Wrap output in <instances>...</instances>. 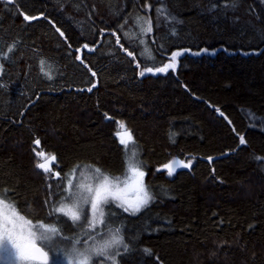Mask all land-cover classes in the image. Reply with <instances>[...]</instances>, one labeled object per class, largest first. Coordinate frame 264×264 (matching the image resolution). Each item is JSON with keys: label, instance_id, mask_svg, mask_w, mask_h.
Here are the masks:
<instances>
[{"label": "trees", "instance_id": "16d2710c", "mask_svg": "<svg viewBox=\"0 0 264 264\" xmlns=\"http://www.w3.org/2000/svg\"><path fill=\"white\" fill-rule=\"evenodd\" d=\"M130 147L153 198L112 202L116 264H264V0H0V198L83 239L57 185Z\"/></svg>", "mask_w": 264, "mask_h": 264}, {"label": "snow or ice", "instance_id": "6c2138e0", "mask_svg": "<svg viewBox=\"0 0 264 264\" xmlns=\"http://www.w3.org/2000/svg\"><path fill=\"white\" fill-rule=\"evenodd\" d=\"M25 19H34V17H25ZM151 23L149 22V27L147 29L148 32H151ZM87 48V45L84 46ZM131 55V53H129ZM179 55V53H173L172 59L175 60V57ZM43 63V62H41ZM174 67V64L165 65L164 68L156 69V71L163 72L167 71L168 68ZM147 72H152L153 69L148 68L146 69ZM144 72H141V75H144ZM51 79V76H49ZM121 129H124L121 132H118L117 135L120 136V143L124 144L126 149L130 142H133L132 134L129 130H126L123 123L120 125ZM38 145L40 143L39 140L35 141ZM241 143H244L243 138H241ZM40 157H45V153L39 152L37 153ZM137 156L136 152L131 153V158L134 160L135 163H141L138 160H135ZM56 157L49 156L45 157V162L38 163L37 167L39 169H43L46 172H50L51 169L48 166L50 161H55ZM181 164L183 162H180ZM79 166H77L78 168ZM169 170V175H171L174 171L172 167V163H169L164 166ZM97 173L100 172V169H95ZM130 171L133 173L134 182L138 187V191L142 192V196H138L137 203L135 204L133 211H139L141 206L147 205L151 200L152 196L150 193L145 189L143 185V176L144 173L139 170L138 167H132L130 165ZM77 169L74 168L71 174L66 173L65 176L61 179L60 184L57 187L64 188L63 200L61 201V206L54 209L53 214L61 213L64 215L69 216L74 223L80 222L83 220V223H79L78 226L83 228L84 224H88V228L84 229L83 237L84 239L81 240L79 237H66L60 236V229L55 227V225H38V228H43L46 231H50L53 234L59 236L62 242H69L75 245H87L89 240H92L94 243L96 241V237L99 236V225H104L106 227L107 222L103 219L104 213L102 210L99 211L100 219H93L92 222H89L87 213L84 211L82 207L77 204L79 211L74 210L71 206H65L64 201H73L77 197V193L79 192L80 185L78 180L74 182L76 177ZM57 177L60 176V173H55ZM67 181V187H64V182ZM88 192L92 193L93 189L88 188ZM8 192L5 190L3 193H0V196L7 197ZM116 194L111 192L107 187V178H105V183L101 184L99 187L95 189L94 196H89L85 203H90L91 207L94 211L99 210V205L101 203H107L108 196H115ZM47 203V201H46ZM4 207H11V211H4ZM126 211L128 209H125ZM17 218L23 219L19 217V213L15 211L14 206L6 205L5 200H0V255L5 257V262L3 264H48L49 256L48 252L44 251V248H48L51 252L60 251L58 248H55L52 244L48 243V238L44 235H41L39 238L35 236V233L31 230L25 235L22 230H18L17 226ZM31 223L30 221L28 222ZM117 233L120 231L119 229L116 230ZM39 241V243H38ZM123 243L122 237L117 235H113L110 241H106L104 244L100 245L99 247H92L88 254L81 253L83 259L79 261V264H89L91 257L93 255H104L105 249L111 247L113 244H120ZM40 245H43L41 247ZM126 248V245H125ZM107 259L112 261V264H116L115 256L106 257ZM51 264H60L59 258L56 256L52 257Z\"/></svg>", "mask_w": 264, "mask_h": 264}, {"label": "rangeland", "instance_id": "374dc122", "mask_svg": "<svg viewBox=\"0 0 264 264\" xmlns=\"http://www.w3.org/2000/svg\"><path fill=\"white\" fill-rule=\"evenodd\" d=\"M142 29L144 30V25L142 26ZM148 29V24L145 28V30ZM134 32L137 30H140V25L136 23L135 28L133 29ZM144 39L142 38V41ZM144 52V51H143ZM145 56L148 58H152L149 52L147 50L144 52ZM120 123L117 124V128L119 132L123 131L124 129H121ZM132 143V142H130ZM130 143L128 145H130ZM134 148V147H133ZM134 151V149H131L130 151L128 150V158L132 160L128 165L127 162L125 161L126 165V170L122 174H117V175H108L105 174L104 172H99L97 173L95 169L96 167L92 166H83L81 169H78L76 172V177L75 180H78L79 185L81 186L79 189V192L77 193V197L73 201H64L65 206H71L73 207L74 210L79 211V208L77 207V204H79L80 207L84 209V211L87 213L88 220L89 222H92L93 219H100L99 217V211L102 210L104 213L103 219L107 222L106 227L104 225H99L98 230H99V236L96 237L95 243L92 240L88 241L87 245H80L77 244L75 247H73L72 243L69 242H62L59 238V236L53 234L50 231H46L43 228H38V225H52L49 223L45 222H40V221H30L26 219L23 215H21L16 209L15 211L19 213V217H22L23 219L17 218V226L18 230H22L24 234L26 235L29 230L35 233V236L39 238L41 235H44L45 237L48 238L47 242L52 244L55 248H58L60 251L56 252H51L49 251L48 248H44L46 252H48L49 260L48 264H51V260L53 256H56L59 258L60 264H79V261L83 259V256L81 253L88 254L89 250L92 247H99L100 245L104 244L106 241H110L113 235H121V232L117 231L113 228H115L111 223L113 218V213L110 212V207H112V202H116L119 204L120 201H125L123 202L124 207L133 210L135 204L137 203V198L142 192L138 191V187L134 182V176L133 173L130 171V165L132 167H138L140 171L144 173V170L141 169L140 165L138 163H135L134 160L131 158V153ZM42 152V151H41ZM135 152V151H134ZM44 153V152H43ZM49 156V154H45V157ZM45 157H40L41 161ZM137 159V157H136ZM135 159V160H136ZM173 159V158H172ZM171 160V159H170ZM157 169L160 168V166L156 167ZM105 178H107V187L108 189L115 193V196H108L107 197V203H101L99 205V210L94 213L91 204L90 203H85V200L89 196H94L95 189L99 187L101 184L105 183ZM67 187V181H66V186ZM88 188H92L93 192L89 193ZM120 192V193H119ZM142 196V195H141ZM121 199V200H120ZM0 200H3L0 198ZM6 205L8 206H13L11 203L6 201ZM61 206V202L58 204L57 207ZM15 208V207H14ZM4 211H11V207H4ZM91 214V215H90ZM69 217V216H68ZM70 218V217H69ZM71 219V218H70ZM72 220V219H71ZM31 222L30 224L28 222ZM77 223H83V220ZM57 227V226H56ZM88 228V224L83 225V231L84 229ZM59 229V228H58ZM83 233V232H82ZM60 236H66V234L62 233L60 231ZM84 239V238H83ZM81 239V240H83ZM39 243V241H38ZM43 247V245H40ZM119 246V244H113L111 247H108L105 249L104 255H93L91 257V260H95L98 263H102L105 260H109L106 257L109 256H114L112 255L113 253L116 252V247ZM5 262V257L3 255H0V264H3ZM89 262V263H90ZM37 264H40V262H37Z\"/></svg>", "mask_w": 264, "mask_h": 264}, {"label": "water", "instance_id": "95a60500", "mask_svg": "<svg viewBox=\"0 0 264 264\" xmlns=\"http://www.w3.org/2000/svg\"><path fill=\"white\" fill-rule=\"evenodd\" d=\"M179 51H182V49L179 50ZM179 51H176V52H173V53H178ZM120 125H121V124H120ZM49 156H52V155H49ZM49 156H47V157H49ZM42 162H45V158L42 159L41 161H39L38 163H42ZM52 162H53V161H50V162H49V164H48L49 167L51 166V163H52ZM180 162H183V163L181 164ZM169 163H172V167H173V169H174L173 172H175L176 170L181 169V168H188V166H189V162H188V161H186V160H184V159H181V158H174V159H171V160L165 162L163 165L160 166L159 169H161V170H163V171H167V172H169V170H168L167 168L164 167L165 165H167V164H169ZM44 251H45V250H44ZM45 252H46V251H45Z\"/></svg>", "mask_w": 264, "mask_h": 264}]
</instances>
